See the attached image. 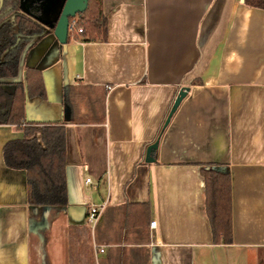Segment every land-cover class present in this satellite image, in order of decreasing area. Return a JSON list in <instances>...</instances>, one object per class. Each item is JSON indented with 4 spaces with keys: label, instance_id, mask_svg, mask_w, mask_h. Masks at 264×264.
<instances>
[{
    "label": "crops",
    "instance_id": "0c3cea01",
    "mask_svg": "<svg viewBox=\"0 0 264 264\" xmlns=\"http://www.w3.org/2000/svg\"><path fill=\"white\" fill-rule=\"evenodd\" d=\"M259 1L101 0L107 42L35 37L9 80L24 84V121L0 124V264H264ZM29 69L40 72L44 97L29 93ZM68 85L81 93L73 122ZM59 122L67 203L30 205L26 171L5 165L3 146L31 124ZM202 169L229 177L228 244L213 242ZM101 205L92 227L88 209Z\"/></svg>",
    "mask_w": 264,
    "mask_h": 264
},
{
    "label": "trees",
    "instance_id": "16d2710c",
    "mask_svg": "<svg viewBox=\"0 0 264 264\" xmlns=\"http://www.w3.org/2000/svg\"><path fill=\"white\" fill-rule=\"evenodd\" d=\"M20 0H3L0 10V124L21 126L24 121V84L9 82L18 76L20 60L24 52L34 43L35 37L45 31L51 32L37 18L39 12L23 13ZM253 4V3H252ZM264 6V0L255 3ZM82 32L71 41L107 42V14L103 12L101 0H88L86 10L77 17ZM16 28V29H15ZM11 84L12 92L4 90ZM26 84L33 96H45L39 71H26ZM70 93H75L73 99ZM81 93L72 85L63 89V102L73 122V113L78 111ZM23 137L5 143L2 150L7 167L24 169L27 175L28 203L37 206H62L67 203L65 177L64 123L33 125L22 128ZM37 133L38 135H35ZM205 182V207L214 243L231 242L230 182L225 173L201 170ZM146 213L148 204H138Z\"/></svg>",
    "mask_w": 264,
    "mask_h": 264
},
{
    "label": "water",
    "instance_id": "95a60500",
    "mask_svg": "<svg viewBox=\"0 0 264 264\" xmlns=\"http://www.w3.org/2000/svg\"><path fill=\"white\" fill-rule=\"evenodd\" d=\"M33 1V0H32ZM34 0L33 2H35ZM46 1V0H42ZM28 0H20V10L23 13H29L28 8L26 7ZM88 0H62L61 4L58 6H53L52 12L55 13L53 22L45 21L41 18L37 20L42 23L47 28H51L53 31L54 37L57 39L60 45H65L68 43V24L70 19L77 17L79 14L83 13L87 8ZM3 7V0H0V10ZM188 92L187 87H183L179 90L175 100L171 106V109L167 115V118L164 123V127L167 126L172 114L176 111L182 99L185 97ZM158 147V140L148 145L145 154V161L148 163L154 162V152Z\"/></svg>",
    "mask_w": 264,
    "mask_h": 264
},
{
    "label": "built area",
    "instance_id": "2783aa9c",
    "mask_svg": "<svg viewBox=\"0 0 264 264\" xmlns=\"http://www.w3.org/2000/svg\"><path fill=\"white\" fill-rule=\"evenodd\" d=\"M81 32H82V28L77 25V18L75 17V18L70 19L69 24H68V35H69V37H73L74 35H78ZM85 183L86 184H92V181L90 178H86ZM102 209H103V205L91 206L88 209L87 221L92 227L97 223L99 216H100V212L102 211ZM155 226H156V221L151 220L149 222V228L153 229V228H155ZM102 251L103 250L100 249V252H102Z\"/></svg>",
    "mask_w": 264,
    "mask_h": 264
},
{
    "label": "flooded vegetation",
    "instance_id": "af4514ba",
    "mask_svg": "<svg viewBox=\"0 0 264 264\" xmlns=\"http://www.w3.org/2000/svg\"><path fill=\"white\" fill-rule=\"evenodd\" d=\"M34 1V0H33ZM32 0H28L27 2V5L26 7L30 10V11H38L39 14H38V18H41L45 21H48V22H53L54 20V17H55V13H51V14H48V17L46 18H43L41 15V13H43L44 11H42V9H40V6H41V3L43 2L42 0H36L35 2H33ZM29 4V5H28ZM16 29V28H15Z\"/></svg>",
    "mask_w": 264,
    "mask_h": 264
},
{
    "label": "rangeland",
    "instance_id": "374dc122",
    "mask_svg": "<svg viewBox=\"0 0 264 264\" xmlns=\"http://www.w3.org/2000/svg\"><path fill=\"white\" fill-rule=\"evenodd\" d=\"M250 1L254 2V1H258V0H248V2H250ZM61 2H62V0H46V1H43L41 3L40 9H42V11H44V12L41 13L42 14L41 16L42 17L44 16L43 18H46V17H48V14L54 13V12H52L51 8H53V6L60 5Z\"/></svg>",
    "mask_w": 264,
    "mask_h": 264
}]
</instances>
